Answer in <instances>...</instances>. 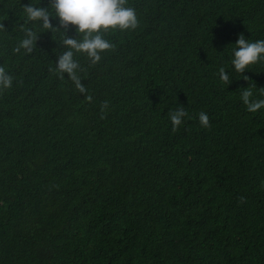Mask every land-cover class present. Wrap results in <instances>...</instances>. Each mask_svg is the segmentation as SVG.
<instances>
[{
    "label": "trees",
    "instance_id": "16d2710c",
    "mask_svg": "<svg viewBox=\"0 0 264 264\" xmlns=\"http://www.w3.org/2000/svg\"><path fill=\"white\" fill-rule=\"evenodd\" d=\"M29 4L52 13L0 0V264H264V108L242 100H264V60L231 64L264 39V0H126L138 24L95 63Z\"/></svg>",
    "mask_w": 264,
    "mask_h": 264
},
{
    "label": "clouds",
    "instance_id": "9594fccd",
    "mask_svg": "<svg viewBox=\"0 0 264 264\" xmlns=\"http://www.w3.org/2000/svg\"><path fill=\"white\" fill-rule=\"evenodd\" d=\"M24 13L31 21L42 20L45 28L51 27L50 16L53 13L64 27L75 26L76 31L83 34L84 38L82 40L66 38L64 44L70 49L86 53L94 63L101 59V52L113 47L110 41L103 37L104 32L109 29L122 31L134 29L138 24L136 11L126 6V0H52V13L32 4L24 6ZM34 40L35 35L30 32L28 38L21 41V46L30 49ZM234 45L236 47L233 49L231 64L236 72H243L250 65L264 60V39L253 42L240 35ZM77 67L73 59V51L69 50L59 58V70L69 73L83 92L84 87L75 76ZM220 77L225 83L230 79L223 68L220 69ZM11 84L12 78L0 67V86L10 87ZM251 96L250 88L242 94V100L250 112L264 108V100L254 101L250 99ZM185 116L184 109L173 111L170 115L173 126H179ZM199 120L203 126H208L209 117L205 112L199 114Z\"/></svg>",
    "mask_w": 264,
    "mask_h": 264
}]
</instances>
